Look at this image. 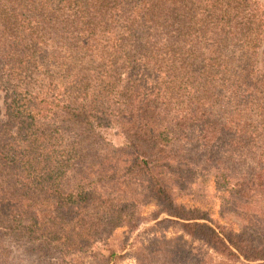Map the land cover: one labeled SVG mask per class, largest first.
<instances>
[{"label": "trees", "instance_id": "1", "mask_svg": "<svg viewBox=\"0 0 264 264\" xmlns=\"http://www.w3.org/2000/svg\"><path fill=\"white\" fill-rule=\"evenodd\" d=\"M263 43L258 0H0V264H117L150 203L182 234L135 264H264L252 225L174 197L205 166L264 208Z\"/></svg>", "mask_w": 264, "mask_h": 264}, {"label": "rangeland", "instance_id": "2", "mask_svg": "<svg viewBox=\"0 0 264 264\" xmlns=\"http://www.w3.org/2000/svg\"><path fill=\"white\" fill-rule=\"evenodd\" d=\"M264 9V0H258ZM264 44V43H263ZM258 66L264 71L263 48L258 57ZM0 111L3 121L6 120L5 92L0 90ZM102 134L116 147L125 144V136L121 128L115 124L110 127H100ZM214 168L205 167L196 170L194 179L188 182L184 189L175 191L176 203L189 208H199L209 214L210 218L221 225L236 232L246 225H252L258 233L264 234V208L262 201L255 197L250 199L249 204L235 202L231 196L233 185L240 177L241 172L231 173L230 179L221 180ZM229 174V172H228ZM141 223L135 228L119 227L108 238L109 245L118 255L124 256L123 260H117V264H135V253L142 245L158 236L168 238L182 234L178 224H162V219L168 218L166 214L159 215V209L154 203L142 207ZM264 236V235H263ZM215 261L223 258L211 253Z\"/></svg>", "mask_w": 264, "mask_h": 264}]
</instances>
